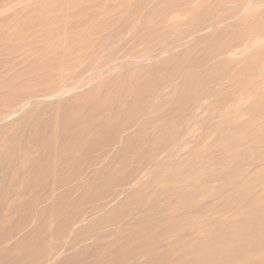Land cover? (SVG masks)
<instances>
[{
	"label": "rangeland",
	"instance_id": "obj_1",
	"mask_svg": "<svg viewBox=\"0 0 264 264\" xmlns=\"http://www.w3.org/2000/svg\"><path fill=\"white\" fill-rule=\"evenodd\" d=\"M249 2L0 0V264H264Z\"/></svg>",
	"mask_w": 264,
	"mask_h": 264
},
{
	"label": "bare ground",
	"instance_id": "obj_2",
	"mask_svg": "<svg viewBox=\"0 0 264 264\" xmlns=\"http://www.w3.org/2000/svg\"><path fill=\"white\" fill-rule=\"evenodd\" d=\"M256 1H257V0H250V2L248 3V6H247L246 8L250 7V6H251L252 4H254ZM237 2H238V1H237ZM243 4H244V3H243ZM218 5L220 6V4H218ZM218 5H217V6H218ZM242 6H243V5H242ZM208 7H209V6H208ZM218 8H219V7H218ZM237 9H239V5H235V6L233 7V10H232V11L237 10ZM21 11H22V10H21ZM210 11H211V10H210ZM212 13H213V12H212ZM210 14H211V13H210ZM227 14H228V13H227ZM212 15H213V14H212ZM212 15H211V17H212ZM23 18H24V17H23ZM20 20H21V19H20ZM205 20H207V18H206ZM229 20H230V19H229ZM15 21H16V20H15ZM22 21H23V20H22ZM23 22H24V21H23ZM209 22H214V21L209 20ZM227 22H228V20H227ZM16 24H17V23H16ZM27 24H28V23H27ZM205 24H206V23H205ZM210 24H211V23H210ZM221 24H222V23H221ZM14 25H15V24H14ZM29 26H30V25H29ZM51 26H52V24H51ZM51 26H50V27H51ZM50 27H49V28H50ZM210 27H211V26H210ZM20 28H21V27H20ZM34 28H35V26H34ZM56 28H57V27H56ZM60 28H61V27H60ZM60 28H59V29H60ZM25 29H26V28H25ZM52 29H53V28H52ZM57 29H58V28H57ZM15 30H16V29H15ZM15 30H14V31H15ZM19 30H20V29H19ZM27 30H28V29H27ZM33 30H34V29H33ZM209 30H210V29H209ZM7 31H8V30H7ZM205 31H206V30H205ZM207 31H208V30H207ZM2 32L4 33V31H2ZM47 32H48V31H47ZM47 32H46V33H47ZM244 32H245V31H244ZM5 33H6V32H5ZM32 33H33V32H32ZM32 33H31V34H32ZM12 34H13V33H12ZM43 34H44V33H43ZM201 34H202V32H201V33L199 32V35H201ZM8 35H10V34H8ZM32 35H33V34H32ZM195 35H197V34H195ZM5 36H6V35H5ZM193 37H194V35H193ZM197 37H198V36H197ZM1 38H2V37H1ZM42 38H43V37H42ZM45 38H46V36H45ZM26 39H27V38H26ZM29 39H30V38H29ZM196 39H197V38H196ZM0 40H1V39H0ZM3 40H5V39H3ZM21 40H22V39H21ZM36 40H37V39H36ZM36 40H35V41H36ZM193 40H194V39H193ZM247 40H248V39H247ZM31 42H32V41H31ZM216 42H217V41H216ZM249 42H250V41H249ZM22 43H23V42H22ZM22 43H21V44H22ZM237 43H238V42H237ZM246 43H247V41H246ZM246 43H245V44H246ZM18 44H19V43H18ZM57 44H58V42H57ZM213 44H214V43H213ZM238 44H239V43H238ZM241 44H242V43H241ZM243 44H244V43H243ZM24 45H25V44H24ZM239 45H240V44H239ZM249 45H250V44H249ZM251 45H252V44H251ZM226 46H227V45H226ZM253 46H254V45H253ZM23 47H24V46H23ZM23 47H22V48H23ZM83 47H84V46H83ZM215 47H216V46H215ZM227 47H228V46H227ZM251 47H252V46H251ZM210 48H211V47H210ZM222 48H223V47H222ZM234 48H235V47H234ZM14 49H15V48H14ZM228 49H230V47H229ZM236 49H237V48H236ZM246 49H247V47H245L244 50H246ZM72 50H73V49H72ZM78 50H79V49H78ZM219 50H220V49H219ZM257 50H258V49H257ZM165 51H166V50H165ZM165 51H164V52H165ZM167 51L169 52L170 50L167 49ZM167 51H166V52H167ZM258 51H259V50H258ZM47 52H48V51H47ZM47 52H46V53H47ZM49 52H50V51H49ZM166 52H165V53H166ZM221 52H222V51H221ZM221 52H220V54H221ZM224 53H225V52H224ZM224 53H223V54H224ZM251 53H252V52H251ZM57 54H58V53H57ZM76 54H78V53H76ZM167 54H168V53H167ZM223 54H222V55H223ZM238 54H239V53H238ZM66 55H67V54H66ZM162 55H163V54H162ZM232 55H233V54H232ZM249 55H250V54H249ZM215 56H216V55H215ZM241 57H242V56H241ZM71 58H72V57H71ZM150 58H151V57H150ZM157 58H159V57L157 56ZM221 58H222V57H221ZM257 58H258V57H257ZM67 59H68V58H67ZM76 59H77V57H76ZM152 59H153V58H152ZM154 59H155V58H154ZM212 59H213V58H212ZM253 59H254V58H253ZM65 60H66V59H65ZM78 60H79V59H78ZM140 60H141V59H140ZM147 60H148V59H147ZM244 60H245V59H244ZM249 60H250V58H249ZM74 61H75V60H74ZM245 61H246V60H245ZM252 61H253V60H252ZM83 62H84V61H83ZM86 63H87V62H86ZM101 63H103V62H101ZM244 63H245V62H244ZM73 64H74V63H73ZM106 64H107V62H106ZM247 64H248V63H247ZM81 65H82V64H81ZM107 65H108V64H107ZM75 66H76V64H75ZM109 66H110V65H108L107 68H109ZM111 66H112V64H111ZM111 66H110V67H111ZM211 66H212V65H211ZM259 66H260V65H259ZM60 67H61V66H60ZM69 67H70V66H69ZM112 67H113V66H112ZM212 67H213V66H212ZM248 67H249V66H248ZM113 68H114V67H113ZM113 68H112V69H113ZM250 68H251V67H250ZM255 68H256V67H255ZM255 68H254V69H255ZM69 69H70V68H69ZM76 69H77V68H76ZM76 69H75V70H76ZM110 69H111V68H110ZM110 69H109V71L112 70V69H111V70H110ZM254 69H253V70H254ZM210 70H211V69H210ZM1 71H2V70H1ZM78 71H79V69H78ZM81 71H82V68H81ZM109 71H108V72H109ZM53 72H54V71H53ZM79 72H80V71H79ZM103 72H104V71H102V73H103ZM207 72H208V71H207ZM106 73H107V72H106ZM85 75H86V74H85ZM100 75H102V74H100ZM18 76H19V75H18ZM20 76H21V75H20ZM94 76H96V75H94ZM191 76H193V75H191ZM205 76H206V75H205ZM14 77H15V76H14ZM84 77H85V76H83V77L81 78V79H83L82 81H84V79H85ZM86 77H87V75H86ZM195 77H196V76H195ZM195 77H194V78H195ZM197 77H198V76H197ZM17 78H18V77H17ZM200 78H201V77H200ZM92 79H93V78H92ZM195 79H196V78H195ZM32 81H33V80H32ZM82 81H81V82H82ZM18 82H19V81H18ZM91 83H92V82H91ZM11 84H12V83H11ZM72 85H73V84H72ZM72 85H71V86H72ZM90 85H91V84H90ZM19 86H20V85H19ZM23 86H24V85H23ZM51 86H52V85H51ZM71 86H70V87H71ZM77 86H78V85H77ZM28 87H29V86H28ZM44 87H45V86H44ZM70 87H69V88H70ZM72 87H73V86H72ZM74 87H76V85H75ZM74 87H73V88H74ZM0 88H1V87H0ZM10 88H11V87H10ZM12 88H13V87H12ZM29 88H30V87H29ZM66 88H67V87H66ZM66 88H65V89H66ZM73 88H71V90H72ZM78 88H79V87H78ZM78 88L76 87L77 91L79 90ZM82 88H83V87H82ZM84 88H85V86H84ZM52 89H53V87H52ZM55 89H56V88H55ZM74 89H75V88H74ZM80 89H81V88H80ZM8 90H9V89H8ZM24 90H25V88H24ZM44 90H45V89H44ZM63 90H64V89H63ZM26 91H27V89H26ZM38 91H39V90H38ZM52 91H53V90H52ZM61 91H62V90H61ZM69 91H70V90H69ZM69 91H68V93H69ZM75 91H76V90H75ZM36 92H37V91H36ZM66 92H67V91H66ZM71 92H72V91H71ZM6 93H7V92H6ZM23 93H24V92H23ZM26 93H27V92H26ZM33 94H34V93H33ZM40 94H41V92H40ZM64 94H65V93H64ZM45 96H46V95H45ZM26 97H27V95H26ZM26 97H25V98H26ZM36 97H37V96H36ZM20 98H21V97H20ZM41 98H42V97H41ZM45 98H46V97H43V99H45ZM18 99H19V98H18ZM22 99H23V97H22ZM26 99H27V101H30V100H31V99L28 100V98H26ZM26 99H25V101H26ZM33 99H34V97H33ZM33 99H32V100H33ZM39 99H40V98H39ZM25 101H24V102H25ZM33 102L36 103V102H37V99H36V101L33 100L32 103H33ZM50 102H51V101H50ZM50 102H49V103H50ZM85 102H86V101H85ZM12 103H13V102H12ZM35 103H34V104H35ZM47 103H48V102H47ZM52 103H53V102H52ZM52 103H51V104H52ZM55 103H56V102H55ZM59 103L61 104V102H59ZM91 103H92V102H91ZM18 104H19V102H18ZM28 104H29V103H28ZM51 104H50V105H51ZM5 105H6V104H5ZM16 105H17V104H16ZM26 105H27V104H26ZM32 105H33V104H31V106H32ZM57 105H58V103H57ZM67 105H68V104H67ZM78 105H79V104H78ZM90 105H91V104H90ZM8 106H9V105H8ZM14 106H15V105H14ZM48 106H49V105H48ZM54 106H55V105H54ZM58 106H59V105H58ZM64 106H66V105H64ZM19 107L21 108V106H19ZM24 107H25V106H24ZM27 107H28V106H27ZM29 107H30V106H29ZM50 107H51V106H50ZM62 107H63V106H62ZM8 108H9V107H8ZM48 108H49V107H48ZM54 108H57V106L54 107ZM194 108H195V107H194ZM3 109H5V108H3ZM33 109H34V108H33ZM45 109H46V107H45ZM66 109H67V108H66ZM66 109H64V110H66ZM72 109H73V108H72ZM74 109H75V108H74ZM74 109H73V110H74ZM76 109H78V107H77ZM88 109H89V107H88ZM47 110H48V109H47ZM19 111H20V110H19ZM21 111H22V110H21ZM35 111H36V110H35ZM51 111H52V110H51ZM74 111H75V110H74ZM74 111H73V112H74ZM80 111H81V110H80ZM86 111H88V110H86ZM9 112H10V111H9ZM9 112H7V114H8ZM73 112H72V113H73ZM82 112H83V111H82ZM150 112H151V111H150ZM150 112H149V113H150ZM45 113H46V112H45ZM69 113H70V112H69ZM78 113H79V110H78ZM83 113H84V112H83ZM38 114H39V112H38ZM8 115H9V114H8ZM16 115H17V114H16ZM28 115H29V114H28ZM65 115H66V114H65ZM69 115H70V114H69ZM71 115H72V114H71ZM75 115H76V113H75ZM32 116H33V115H32ZM5 117H6V116H5ZM14 117H15V116H14ZM45 117H46V116H45ZM50 117H51V115H50ZM56 117H57V116H56ZM65 117H66V116H65ZM70 117H73V116H70ZM10 118H13V117H10ZM22 119H23V118H22ZM22 119H21V120H22ZM24 119H25V118H24ZM24 119H23V120H24ZM45 119H46V118H45ZM61 119H62V117H61ZM3 121H4V120H3ZM5 121H7V120L5 119ZM31 121H33V120H31ZM208 122H209V121H208ZM65 123H66V122H65ZM30 124H31V123H30ZM32 124H33V123H32ZM41 124H42V123H41ZM9 125H10V123H9ZM69 125H70V124H69ZM7 126H8V125H7ZM34 126H35V125H34ZM41 126H42V125H41ZM45 126H46V125H45ZM47 126H48V125H47ZM68 127H69V126H68ZM5 128H6V127H5ZM28 128H29V127H28ZM35 128H36V127H35ZM114 128H115V127H114ZM49 129H50V128H49ZM51 129H52V128H51ZM51 129H50V130H51ZM69 129H70V128H69ZM71 129H72V128H71ZM136 129H137V128H136ZM27 130H28V129H27ZM43 130H44V129H43ZM30 131H31V130H30ZM32 131H33V130H32ZM32 131H31V132H32ZM57 131H58V129H57ZM136 131H137V130H136ZM19 132H20V131H19ZM36 132H37V131H36ZM49 132H50V131H49ZM27 134H29V133H27ZM30 135H31V133L29 134V136H30ZM32 135L34 136L33 133H32ZM44 135H45V134H44ZM27 136H28V135H27ZM136 136H137V135H136ZM136 136H135V137H136ZM139 136H140V135H139ZM121 137H122V136H121ZM35 138H36V137H35ZM127 138H128V137H127ZM137 138H138V137H137ZM31 139H33V138H31ZM42 139H43V138H42ZM122 139H123V138H122ZM27 140H28V139H27ZM27 140H26V141H27ZM34 140H35V139H34ZM38 140H39V139H38ZM221 140H222V139H221ZM225 140H226V139H225ZM29 141H30V140H29ZM31 141H33V140H31ZM23 142H25V141H23ZM35 143H36V142H35ZM39 143H41V141H40ZM42 143L44 144V142H42ZM42 143H41V145H43ZM132 143H134V142H132ZM132 143H131V144H132ZM23 144H24V143H23ZM60 144H61V143H60ZM120 144H121V143H120ZM30 145H32V144H29V146H30ZM41 145H39V146H41ZM107 145H108V144H107ZM214 145H215V144H214ZM21 146H22V145H21ZM25 146H26V145H25ZM215 146H216V145H215ZM30 147H31V146H30ZM37 147H38V146H37ZM41 147H42V146H41ZM59 147H60V146H59ZM130 147H131V146H130ZM18 148H19V147H18ZM31 148H32V147H31ZM51 148H52V147H51ZM120 148H121V146H120ZM34 149H35V148H34ZM40 149H42V148H40ZM58 149H59V148H58ZM58 149H57V150H58ZM110 149H111V148H110ZM121 149H122V148H121ZM29 150H30V149H29ZM32 150H33V149H32ZM36 150H37V149H36ZM112 150H113V148H112ZM24 151H25V150H24ZM27 151H28V150H27ZM27 151H26V152H27ZM41 151H42V150H41ZM54 151H55V150H54ZM116 151H117V149H116ZM175 151H176V150H175ZM15 152H16V151H15ZM52 152H53V151H52ZM21 153H22V151H21ZM36 153H37V152H36ZM43 153H44V152H43ZM174 153H175V152H174ZM174 153H173V154H174ZM31 154H32V153H31ZM34 154H35V152H34ZM170 156H171V155H170ZM170 156H169V157H170ZM5 157H6V156H5ZM28 157H29V155H28ZM34 157H35V156H34ZM9 158H10V157H9ZM29 158H30V157H29ZM167 159H168V157H167ZM167 159H166V160H167ZM14 160H15V159H14ZM7 162H8V161H7ZM16 162H17V161H16ZM103 162H104V161H103ZM103 162H102V163H103ZM163 162H164V161H162V163H163ZM1 163H2V162H1ZM1 163H0V164H1ZM10 163H11V162H10ZM10 163H9V164H10ZM12 163H14V162H12ZM102 163H101V164H102ZM160 163H161V162H160ZM12 165H13V164H12ZM158 165H159V164H158ZM17 167H18V166H17ZM19 167H20V166H19ZM155 167H156V166H155ZM1 168H4V167L1 166ZM14 168H15V167H14ZM152 168H153V167H152ZM5 169H7V168H5ZM21 169H24V168L22 167ZM55 170H56V169H55ZM59 170H60V169H59ZM151 170H152V169H151ZM3 171H4V170H2V172H3ZM21 171H22V170H21ZM11 172H12V171H11ZM24 173H25V172H24ZM0 174H1V173H0ZM4 175H5V174H4ZM142 175H143V174H142ZM144 175H145V174H144ZM17 176H18V175H17ZM53 176H54V175H53ZM140 177H141V176H140ZM4 178H5V177H4ZM141 178H142V177H141ZM138 179H140V178H138ZM138 179H137V180H138ZM2 180H3V179H2ZM46 180H47V179H46ZM86 181H87V180H86ZM43 182H44V181H43ZM45 182H46V181H45ZM47 182H48V181H47ZM51 182H52V181H51ZM49 183H50V181H49ZM54 183H55V182H54ZM1 184H2V183H1ZM40 184H41V183H40ZM46 184H47V183H46ZM83 184H84V183H83ZM133 184H134V183H133ZM133 184H132V185H133ZM147 184H148V183H147ZM51 185H52V184H51ZM10 186H11V185H10ZM41 186H43V185L41 184ZM8 187H9V186H8ZM8 187H7V188H8ZM17 187H18V185H17ZM131 187H132V186H131ZM4 188H5V187H4ZM7 188H6V189H7ZM41 188H43V187H41ZM41 188H40V189H41ZM77 188H78V187H77ZM1 189H2V187H1ZM128 190H129V189H128ZM152 190H153V189H152ZM10 191H11V190H10ZM46 193H47V192H46ZM53 193H54V192H53ZM123 193H124V192H123ZM131 193H133V192H131ZM144 193H145V192H144ZM5 194H6V193H5ZM54 194H55V193H54ZM136 194H137V193H136ZM119 197H120V196H119ZM53 198H54V196H53ZM0 199H1V198H0ZM117 199H118V198H117ZM117 199H115V200H117ZM49 200H51V199H49ZM126 200H127V199H126ZM144 200H145V199H144ZM151 201H152V200H151ZM157 201H158V200H157ZM157 201H156V202H157ZM119 202H120V201H119ZM121 202H122V201H121ZM25 203H26V202H25ZM45 203H46V202H45ZM122 203H123V202H122ZM122 203H121V204H122ZM149 203H150V202H149ZM111 204H112V203H111ZM111 204H110V205H111ZM135 204H136V203H135ZM41 205H42V204H41ZM53 205H54V204H53ZM53 205H52V206H53ZM124 205H126V204L124 203ZM150 205H151V204H150ZM126 206H127V205H126ZM126 206H125V207H126ZM129 207H130V206H129ZM147 207H148V206H147ZM147 207H145V208H147ZM53 208H54V207H53ZM139 209H140V208H138L137 210H139ZM103 210H104V209H103ZM103 210H102V211H103ZM135 212H136V211H135ZM183 212H184V211H183ZM79 214H80V213H79ZM177 215H178V214H177ZM93 216H94V215H93ZM32 217H33V216H32ZM36 217H37V216H36ZM8 218H9V215H8ZM84 218H85V217H84ZM31 219H32V218H31ZM87 220H88V219H87ZM158 220H160V219H158ZM82 221H83V218H82ZM82 221H80V222H82ZM84 221H85V220H84ZM89 222H90V221H89ZM82 223H83V222H82ZM24 224H25V223H24ZM79 225H81V224H79ZM120 225H121V224H120ZM73 226H77V225H73ZM73 228H74V227H73ZM73 228H72V229H73ZM75 228H77V227H75ZM72 229H71V230H72ZM77 229H78V228H77ZM115 229H116V228H115ZM51 230H52V229H51ZM75 230H76V229H75ZM75 230H72V231H70V232H73V231H75ZM70 232H69V233H70ZM187 233H188V232H187ZM51 234H52V233H51ZM189 234H190V233H189ZM69 235L71 236V234H69ZM112 235H113V234H112ZM112 235H110V236H112ZM121 235H122V234H121ZM101 236H102V235H101ZM101 236H100V237H101ZM106 236H107V235H106ZM179 237H180V236H179ZM94 239H95V238H94ZM129 239H130V238H129ZM87 241H88V240H87ZM90 241H91V240H90ZM189 241H190V240H189ZM171 242H172V241H171ZM84 243H85V242H84ZM86 243H87V242H86ZM93 243H94V242H93ZM95 243H96V241H95ZM168 244H170V243H168ZM168 244H167V245H168ZM97 245H98V244H97ZM163 245H164V243H163ZM159 246H160V245H159ZM159 246H158V247H159ZM64 247H65V246H64ZM87 247H88V246H87ZM64 249H65V248H63V251H64ZM154 251H155V250H154ZM156 251H157V250H156ZM67 252H68V251H67ZM86 252H87V251H86ZM59 253H60V252H59ZM64 253H65V251H64ZM147 253H148V252H147ZM149 253H150V252H149ZM39 254H40V253H39ZM61 254H62V253H61ZM37 256H38V255H37ZM58 256H59V255H58ZM115 256H116V255H115ZM141 256H142V255H141ZM56 257H57V255H55L54 261H55ZM119 257H120V256H119ZM16 258H17V257H16ZM34 258H35V257H34ZM58 258H59V257H58ZM74 258H75V257H74ZM139 258H140V256H139ZM142 258H144V257H142ZM149 258H150V257H149ZM165 258H166V257H165ZM111 259H112V258H111ZM166 259H167V258H166ZM186 259H187V258H186ZM50 260H51V259H50ZM116 260H117V259H116ZM116 260H115V261H116ZM150 260H151V259H150ZM52 261H53V260H52ZM131 261L134 262L135 260H134V261L131 260ZM162 261H163V260H162ZM166 261H167V260H166ZM49 262H50V261H49ZM49 262H48L47 264H49ZM132 262H131V263H132ZM145 262H146V261H145ZM149 262H150V261H149ZM164 262H165V260H164ZM131 263H129V264H131ZM147 263H148V262H146V264H147ZM63 264H64V263H63ZM132 264H133V263H132ZM137 264H138V263H137ZM149 264H150V263H149Z\"/></svg>",
	"mask_w": 264,
	"mask_h": 264
}]
</instances>
